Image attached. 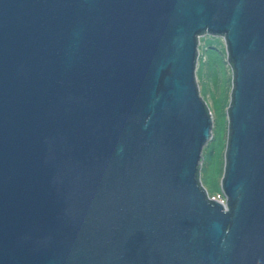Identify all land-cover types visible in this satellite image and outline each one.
<instances>
[{
  "label": "water",
  "instance_id": "water-1",
  "mask_svg": "<svg viewBox=\"0 0 264 264\" xmlns=\"http://www.w3.org/2000/svg\"><path fill=\"white\" fill-rule=\"evenodd\" d=\"M204 34L232 68L225 205ZM0 264H264V0H0Z\"/></svg>",
  "mask_w": 264,
  "mask_h": 264
},
{
  "label": "rangeland",
  "instance_id": "rangeland-1",
  "mask_svg": "<svg viewBox=\"0 0 264 264\" xmlns=\"http://www.w3.org/2000/svg\"><path fill=\"white\" fill-rule=\"evenodd\" d=\"M195 78L213 119L211 139L202 150L199 177L207 194L215 195L221 193L228 139L226 112L232 89V68L222 36L204 34L199 37Z\"/></svg>",
  "mask_w": 264,
  "mask_h": 264
},
{
  "label": "built area",
  "instance_id": "built-area-1",
  "mask_svg": "<svg viewBox=\"0 0 264 264\" xmlns=\"http://www.w3.org/2000/svg\"><path fill=\"white\" fill-rule=\"evenodd\" d=\"M207 197H208V199H211V200H218V201H220L223 205H225L226 198L223 196L222 193H217V194H215V195H209V194H207Z\"/></svg>",
  "mask_w": 264,
  "mask_h": 264
},
{
  "label": "trees",
  "instance_id": "trees-1",
  "mask_svg": "<svg viewBox=\"0 0 264 264\" xmlns=\"http://www.w3.org/2000/svg\"><path fill=\"white\" fill-rule=\"evenodd\" d=\"M206 107H207V105H206ZM208 108V107H207ZM209 109V108H208ZM200 176V174H199V172H198V177ZM199 179H200V177H199ZM201 183V182H200Z\"/></svg>",
  "mask_w": 264,
  "mask_h": 264
},
{
  "label": "bare ground",
  "instance_id": "bare-ground-1",
  "mask_svg": "<svg viewBox=\"0 0 264 264\" xmlns=\"http://www.w3.org/2000/svg\"><path fill=\"white\" fill-rule=\"evenodd\" d=\"M208 198V197H207Z\"/></svg>",
  "mask_w": 264,
  "mask_h": 264
}]
</instances>
